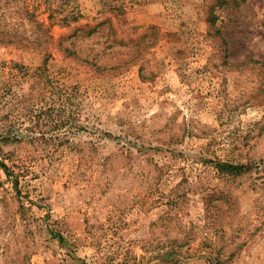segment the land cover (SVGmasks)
Masks as SVG:
<instances>
[{
    "label": "rangeland",
    "instance_id": "374dc122",
    "mask_svg": "<svg viewBox=\"0 0 264 264\" xmlns=\"http://www.w3.org/2000/svg\"><path fill=\"white\" fill-rule=\"evenodd\" d=\"M0 38V264H264V0H1Z\"/></svg>",
    "mask_w": 264,
    "mask_h": 264
},
{
    "label": "trees",
    "instance_id": "16d2710c",
    "mask_svg": "<svg viewBox=\"0 0 264 264\" xmlns=\"http://www.w3.org/2000/svg\"><path fill=\"white\" fill-rule=\"evenodd\" d=\"M1 1V0H0ZM245 1V0H243ZM213 18V17H212ZM210 21V20H209ZM219 32V31H218ZM0 44H3V40L0 38ZM2 167L5 169L6 173L8 176H12V173L10 171V169L7 167V165H5L4 163H2ZM221 168L226 167V169L228 171H230L229 173L234 174V175H239L242 174L243 171L245 170V168L243 166H234V165H222L220 166ZM15 188L18 189L19 188V183L18 181L15 184Z\"/></svg>",
    "mask_w": 264,
    "mask_h": 264
}]
</instances>
